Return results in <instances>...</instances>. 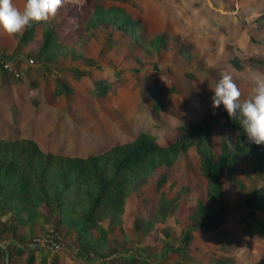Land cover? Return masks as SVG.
<instances>
[{
  "label": "rangeland",
  "instance_id": "1",
  "mask_svg": "<svg viewBox=\"0 0 264 264\" xmlns=\"http://www.w3.org/2000/svg\"><path fill=\"white\" fill-rule=\"evenodd\" d=\"M93 1L123 8L139 20L137 28L129 32L110 23L99 25L84 42L81 58L55 53L56 47L53 53L40 55L43 24L20 47L15 35L0 30V137L29 134L43 150L78 155L133 137L140 128H149L161 143H168L180 133L181 124L204 121L214 110L208 85L221 73H230L245 96L252 86L250 76L264 74V0ZM13 3L22 9L25 0ZM160 32L166 36V45L157 51L144 46ZM178 42H184L185 51L176 48ZM1 56L12 59L5 62L16 69L13 76L3 68ZM68 68L78 69L72 75L60 71ZM185 70L192 76H184ZM99 72L111 78L119 72L123 83L115 93L93 97L86 85ZM63 84L70 90L57 94ZM150 87L160 95L162 108L147 93ZM153 106L158 107L157 114ZM221 136L234 137L235 131L216 127L212 135L216 149ZM162 174L165 182L157 187ZM237 177L242 187L227 181L223 187L226 222L212 233L196 235L189 252H170L167 245L180 241L189 228L196 199L206 192V180L197 171L195 147L181 152L171 166L159 167L126 197L120 224L102 221L109 229L108 248L119 249L110 257L136 256L151 264H264V233L250 237L242 229L245 201L262 185V175L242 157ZM161 196L171 200L164 220H155L147 231L135 227L137 218L149 214L144 200L156 206ZM43 210L44 217L30 233L4 214L0 220L3 264L26 263L29 251L16 254L14 246L46 247L51 258L57 254L64 264H108L94 252L86 253L75 232L59 224L57 214L46 206ZM93 233L99 236L97 229ZM222 233L242 243L224 250L219 239Z\"/></svg>",
  "mask_w": 264,
  "mask_h": 264
},
{
  "label": "trees",
  "instance_id": "2",
  "mask_svg": "<svg viewBox=\"0 0 264 264\" xmlns=\"http://www.w3.org/2000/svg\"><path fill=\"white\" fill-rule=\"evenodd\" d=\"M107 23L130 32L137 28L139 20L118 6L105 7L94 4L93 0H86L83 6L67 3L55 19L35 22L15 37L19 42L18 47L23 43L27 44L33 39L37 27L43 24L40 55L50 54L51 49L56 47L55 53L81 58L84 42L94 36L99 25ZM166 42L165 34L160 32L144 46L157 51ZM176 48L185 51L184 42H178ZM76 69L78 68L60 71L72 75ZM78 71L83 73L82 70ZM183 75L192 76L186 70ZM121 77L119 72L112 78L99 72L92 76V83L86 85V91L96 98L105 97L108 93L117 91V87L123 83ZM69 90L70 87L63 84L57 87L56 93ZM147 93L155 106L163 107L156 89L147 88ZM158 107H152L154 114H157ZM213 111L204 121L181 124L180 133L168 143H161L157 134L149 128H140L133 137L86 155L43 150L29 134L14 138L0 137V220L7 214L14 220L15 226L21 225L30 233L34 225L40 224V219L45 215L43 206H46L58 215V222L62 227L75 232L79 246L86 253L94 252L108 264H151L136 256L111 258L119 249L108 248L109 229L102 221L108 219L112 225L120 224L123 221L126 197L138 186L145 184L159 167L171 166L181 152L195 147L197 171L206 180V192L195 201L189 214V228L183 231L180 241L169 243L167 250L185 254L191 250V242L196 235L212 233L226 222L227 211L221 203L223 187L226 181L243 186L237 177L242 157L252 165L255 173L262 175V185L254 189L245 201L247 209L242 214L245 221L242 229L250 237L263 234L264 144H249L240 126L228 117L222 105ZM220 126L231 127L235 136H221L219 148L216 149L212 135L215 128ZM164 182L165 175L162 174L156 182L157 187ZM144 201L149 214L145 218H137L135 227L147 231L155 220H164L171 200L161 196L156 206ZM93 229L98 230L99 236L93 233ZM219 239L220 246L228 251L237 243H242L224 233ZM13 248L16 254L29 251L25 264H64L58 261L57 254L51 258L46 247ZM11 256L8 249L9 259ZM2 257L0 249V260ZM0 264L3 263L0 261Z\"/></svg>",
  "mask_w": 264,
  "mask_h": 264
},
{
  "label": "clouds",
  "instance_id": "3",
  "mask_svg": "<svg viewBox=\"0 0 264 264\" xmlns=\"http://www.w3.org/2000/svg\"><path fill=\"white\" fill-rule=\"evenodd\" d=\"M67 3L83 6L86 0H25L21 8L13 0H0V30L9 35L22 34L35 22H49L59 16ZM251 89L245 96L230 73L223 72L212 85L211 107L227 112L247 137L249 144H264V74L250 76ZM215 115V111H213Z\"/></svg>",
  "mask_w": 264,
  "mask_h": 264
},
{
  "label": "built area",
  "instance_id": "4",
  "mask_svg": "<svg viewBox=\"0 0 264 264\" xmlns=\"http://www.w3.org/2000/svg\"><path fill=\"white\" fill-rule=\"evenodd\" d=\"M1 59H3V68L7 69L8 71H12L13 67L11 66V64H9L8 62H5V60L7 61H12V59H9L7 57L1 56ZM16 69H14L13 71H15ZM12 71V73H13ZM16 73V72H15Z\"/></svg>",
  "mask_w": 264,
  "mask_h": 264
},
{
  "label": "crops",
  "instance_id": "5",
  "mask_svg": "<svg viewBox=\"0 0 264 264\" xmlns=\"http://www.w3.org/2000/svg\"><path fill=\"white\" fill-rule=\"evenodd\" d=\"M49 259H50V257H49ZM47 264H49V262Z\"/></svg>",
  "mask_w": 264,
  "mask_h": 264
}]
</instances>
